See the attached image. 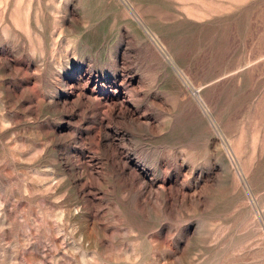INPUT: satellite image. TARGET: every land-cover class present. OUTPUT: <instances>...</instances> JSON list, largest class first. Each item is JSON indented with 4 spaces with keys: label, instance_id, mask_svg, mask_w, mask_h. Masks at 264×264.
I'll use <instances>...</instances> for the list:
<instances>
[{
    "label": "rangeland",
    "instance_id": "rangeland-1",
    "mask_svg": "<svg viewBox=\"0 0 264 264\" xmlns=\"http://www.w3.org/2000/svg\"><path fill=\"white\" fill-rule=\"evenodd\" d=\"M0 264H264V0H0Z\"/></svg>",
    "mask_w": 264,
    "mask_h": 264
}]
</instances>
